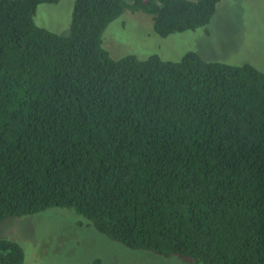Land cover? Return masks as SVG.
Instances as JSON below:
<instances>
[{"label":"trees","instance_id":"1","mask_svg":"<svg viewBox=\"0 0 264 264\" xmlns=\"http://www.w3.org/2000/svg\"><path fill=\"white\" fill-rule=\"evenodd\" d=\"M0 0V226L67 209L108 239L187 264H264V71L158 55L115 59L126 11L162 37L225 0H72L70 32ZM0 234V264H24Z\"/></svg>","mask_w":264,"mask_h":264},{"label":"rangeland","instance_id":"2","mask_svg":"<svg viewBox=\"0 0 264 264\" xmlns=\"http://www.w3.org/2000/svg\"><path fill=\"white\" fill-rule=\"evenodd\" d=\"M74 2L40 5L37 25L60 35L70 32ZM104 48L115 59L135 55L180 61L190 51L205 61L249 64L264 71V0H225L211 23L196 31L160 36L152 17L126 11L104 33ZM3 238L20 244L24 264H187L177 256L164 258L131 250L99 233L67 209L9 218L0 226Z\"/></svg>","mask_w":264,"mask_h":264}]
</instances>
